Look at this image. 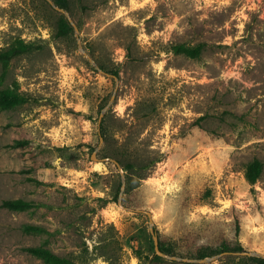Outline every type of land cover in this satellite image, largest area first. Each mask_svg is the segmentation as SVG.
Segmentation results:
<instances>
[{
    "label": "rangeland",
    "instance_id": "rangeland-1",
    "mask_svg": "<svg viewBox=\"0 0 264 264\" xmlns=\"http://www.w3.org/2000/svg\"><path fill=\"white\" fill-rule=\"evenodd\" d=\"M67 1L0 0V51L29 45L0 63V203L30 201L0 264H253L223 249L264 255V0Z\"/></svg>",
    "mask_w": 264,
    "mask_h": 264
},
{
    "label": "trees",
    "instance_id": "trees-1",
    "mask_svg": "<svg viewBox=\"0 0 264 264\" xmlns=\"http://www.w3.org/2000/svg\"><path fill=\"white\" fill-rule=\"evenodd\" d=\"M54 4L64 10L68 9V1L67 0H53ZM69 31V24L67 22V19L63 14L60 15V18L58 20V34L65 35ZM203 46V43H199L196 46H186L185 44H176L173 47V50L176 53H184L189 56H197ZM29 50V45L24 43L22 40H18L15 43L11 44L8 48L0 51V63H5L12 57L23 53L25 51ZM114 74H116V71H110ZM261 170V163L258 160H254L247 166L246 170V177L253 181L256 179V177L259 175ZM30 205L29 200H25L22 198H16V199H4L1 201L0 206L6 209H23ZM26 227H29L31 225H25ZM159 248L161 251H163V248L159 245ZM223 250H234V251H240L243 252L245 249L238 243L233 248L225 247ZM164 252V251H163ZM209 253L207 252H197L196 257H205ZM155 257L157 254L154 252ZM240 260H252L253 264H264V258L259 256H239Z\"/></svg>",
    "mask_w": 264,
    "mask_h": 264
},
{
    "label": "water",
    "instance_id": "water-1",
    "mask_svg": "<svg viewBox=\"0 0 264 264\" xmlns=\"http://www.w3.org/2000/svg\"><path fill=\"white\" fill-rule=\"evenodd\" d=\"M47 1H48V2H49V3H50L55 9H57L58 11H60L61 13H63V14L66 16V18L68 19V21H69L72 25H74L73 21H72L71 18L69 17V14H68V12H67L66 10H64V9H62V8H60V7H58V6H56V5L53 3L52 0H47ZM74 27H75V26H74ZM75 30L77 31L76 27H75ZM78 47H79V49L83 52V54L88 58V60H89L93 65L96 66L95 61H94V60H93V59H92V58H91V57H90V56H89V55H88V54L82 49V47H81L80 44H78ZM96 67H97V66H96ZM97 69H98L99 71H102V70L99 69L98 67H97ZM115 91H116V90L113 91L110 100L108 101V103L106 104V106H105V107L101 110V112L99 113V116H98V119H97V132H98L99 134H100V126H101V121H102L103 114H104V112L106 111V109L108 108V106L110 105L112 99L114 98V96H115ZM102 141H103V137L100 135V136H99V144L97 145V147H96V148L93 150V152L91 153V159H97V157H96V152L98 151V149H99V147H100ZM109 160H111V161L117 166V168H118V170H119V172H120L121 179L123 180V181H122V184H121V189H120V191H119L118 200H117V203H118V204H121V197H122V194H123V187H124V173H123V171H122V169H121V166H120V164H119L118 161H116V160H114V159H111V158H110ZM137 211L144 212L145 214H147L148 217H149V221H150V223L152 222V219H151V213H150L149 211H147V210H137ZM149 231H150V233H151V235H152L153 244H154V251H155V253H156L157 255L164 256V257H166V258H168V259H174V260H185V261H192V262H205V261L208 260V258H206V257H204V258H185V257H179V256H176V255H169V254H166V253H164V252H162V251L160 250V248H159V242H158V236H157L156 231L152 228V226H149ZM238 254H241V255H248V256H257V255H260V256L264 257L263 254H260V253H258V252H256V251H243V252H240V253H238Z\"/></svg>",
    "mask_w": 264,
    "mask_h": 264
}]
</instances>
